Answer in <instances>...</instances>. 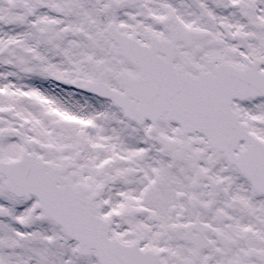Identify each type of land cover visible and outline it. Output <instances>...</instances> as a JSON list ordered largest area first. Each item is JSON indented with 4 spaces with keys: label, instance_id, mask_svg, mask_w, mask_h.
<instances>
[{
    "label": "snow or ice",
    "instance_id": "snow-or-ice-1",
    "mask_svg": "<svg viewBox=\"0 0 264 264\" xmlns=\"http://www.w3.org/2000/svg\"><path fill=\"white\" fill-rule=\"evenodd\" d=\"M0 264H264V0H0Z\"/></svg>",
    "mask_w": 264,
    "mask_h": 264
}]
</instances>
